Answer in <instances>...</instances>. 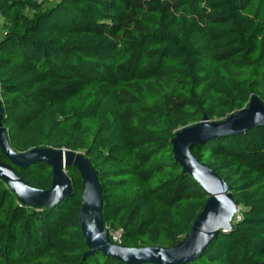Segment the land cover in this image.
Listing matches in <instances>:
<instances>
[{"label":"trees","instance_id":"16d2710c","mask_svg":"<svg viewBox=\"0 0 264 264\" xmlns=\"http://www.w3.org/2000/svg\"><path fill=\"white\" fill-rule=\"evenodd\" d=\"M0 0L1 124L14 150L83 152L98 171L104 225L128 247L179 243L208 194L174 159L177 130L264 102V0ZM191 153L230 186L237 212L185 264H264V125ZM0 161L7 158L0 149ZM16 171L51 186L37 161ZM52 207L0 179V264H124L88 251L82 184ZM157 264V263H142Z\"/></svg>","mask_w":264,"mask_h":264},{"label":"water","instance_id":"95a60500","mask_svg":"<svg viewBox=\"0 0 264 264\" xmlns=\"http://www.w3.org/2000/svg\"><path fill=\"white\" fill-rule=\"evenodd\" d=\"M1 114L0 102V149L9 161H0V179L23 204L52 207L71 197L74 189L66 167L73 165L81 176L82 195L78 220L88 248L86 254L100 252L124 264H185L197 258L219 232L232 227V217L237 211L230 186L213 169L198 160L191 149L213 137L264 125V102L252 95L244 108L224 119L210 120L204 115L199 122L182 127L175 133L171 140L174 159L209 197L184 238L171 247H128L112 240L103 221L98 171L90 159L80 151L48 146L17 152L1 124ZM37 161H43L51 167L52 182L47 189L30 185L15 169V166L23 168Z\"/></svg>","mask_w":264,"mask_h":264},{"label":"rangeland","instance_id":"374dc122","mask_svg":"<svg viewBox=\"0 0 264 264\" xmlns=\"http://www.w3.org/2000/svg\"><path fill=\"white\" fill-rule=\"evenodd\" d=\"M50 3H52V1H48V2H46L45 3V5L47 6V5H49ZM2 23H3V20H2V18H0V34L2 33ZM237 212V211H236ZM235 212V213H236ZM234 216V215H233ZM233 218V217H232ZM108 232H109V235H110V237L112 238V239H115L116 237H118V235L115 233V232H113V231H109L108 230ZM115 242L116 243H119V240H115Z\"/></svg>","mask_w":264,"mask_h":264},{"label":"built area","instance_id":"2783aa9c","mask_svg":"<svg viewBox=\"0 0 264 264\" xmlns=\"http://www.w3.org/2000/svg\"><path fill=\"white\" fill-rule=\"evenodd\" d=\"M39 1H40V0H39ZM43 1H45V2L52 1V2H53V1H56V0H43ZM115 233L118 235V237H116L115 239H112V238H111V239L114 240V241H115V240H119V236H120L119 232H115Z\"/></svg>","mask_w":264,"mask_h":264}]
</instances>
